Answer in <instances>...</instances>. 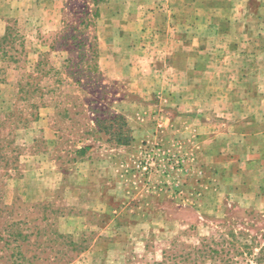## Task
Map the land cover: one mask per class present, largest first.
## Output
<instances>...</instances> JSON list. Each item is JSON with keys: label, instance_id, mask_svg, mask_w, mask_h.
Returning <instances> with one entry per match:
<instances>
[{"label": "rangeland", "instance_id": "1", "mask_svg": "<svg viewBox=\"0 0 264 264\" xmlns=\"http://www.w3.org/2000/svg\"><path fill=\"white\" fill-rule=\"evenodd\" d=\"M42 1L0 33V264H264V186L147 179L143 149L182 138H135L183 76L214 113H264V0Z\"/></svg>", "mask_w": 264, "mask_h": 264}, {"label": "crops", "instance_id": "2", "mask_svg": "<svg viewBox=\"0 0 264 264\" xmlns=\"http://www.w3.org/2000/svg\"><path fill=\"white\" fill-rule=\"evenodd\" d=\"M47 7V3L44 4L42 0H0V33L4 34L6 31L7 22L3 19L9 11H12L13 16L24 17L29 21L28 18L31 20L36 12L45 17ZM127 38L130 39L129 36L121 39L120 34L110 35V49L106 56L109 65L118 64L122 55L117 50L120 47L118 45ZM106 72L113 79H121L112 75L113 69H107ZM202 87L203 83L196 78L183 76L182 101H147L152 102L151 106L156 108V116L149 115L147 110L144 112L145 126L136 130V144H140L145 138L157 141L161 136L158 126L165 128L164 131L161 130L164 135L182 138V156L185 160L182 190H187L194 184L202 191V195L217 183L224 182L233 194L235 188L244 183L247 186L256 181L264 186V175L261 173L264 171V113L256 117L214 113L211 110L219 106L218 101H201L184 93ZM115 104L123 105V101H116ZM140 112L142 113V108ZM150 119L154 124L149 126ZM155 133L156 136L153 135ZM117 149L115 146L114 152ZM111 161L118 171L119 159L115 156ZM183 195L185 196V191ZM261 199L264 202L263 196Z\"/></svg>", "mask_w": 264, "mask_h": 264}, {"label": "built area", "instance_id": "3", "mask_svg": "<svg viewBox=\"0 0 264 264\" xmlns=\"http://www.w3.org/2000/svg\"><path fill=\"white\" fill-rule=\"evenodd\" d=\"M184 157L162 146H147L141 153L139 170L147 179L157 173L171 174L184 169Z\"/></svg>", "mask_w": 264, "mask_h": 264}]
</instances>
